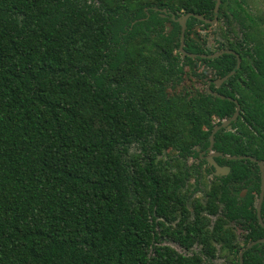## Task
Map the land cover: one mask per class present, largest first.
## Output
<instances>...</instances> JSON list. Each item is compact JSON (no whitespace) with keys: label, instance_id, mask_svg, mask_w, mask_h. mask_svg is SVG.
<instances>
[{"label":"trees","instance_id":"16d2710c","mask_svg":"<svg viewBox=\"0 0 264 264\" xmlns=\"http://www.w3.org/2000/svg\"><path fill=\"white\" fill-rule=\"evenodd\" d=\"M214 5L0 0V264H204L217 248L232 256L225 264H240L264 237L256 164L218 158L229 175L212 177L202 200L188 194L200 169L188 159L209 145L212 118L228 119L235 106L198 89L184 67L224 76L237 59L182 61L170 14L210 19ZM218 17V50L238 54L240 67L211 90L237 98L242 114L234 133L214 136V150L264 162V16L221 0ZM198 25L208 28L188 20L185 51L212 54ZM261 215L264 223V201ZM243 264H264V244L243 252Z\"/></svg>","mask_w":264,"mask_h":264},{"label":"flooded vegetation","instance_id":"af4514ba","mask_svg":"<svg viewBox=\"0 0 264 264\" xmlns=\"http://www.w3.org/2000/svg\"><path fill=\"white\" fill-rule=\"evenodd\" d=\"M215 5H216V0H215ZM215 5H214V9H213V16H212V18H210V19L204 18L203 16H200V15H195V14H193V13H188V14H185V15L180 16L179 18H176L175 15L170 14V20H171L172 22H175L176 24H178L176 20H178V19H180V18H182L183 16H186V15H193V16H190V17L187 19L186 24H187V22H188V20H189L190 18H193V19H196L197 21L201 22L203 25L208 26L207 29H205V28L203 29V27H202V26H199V25L197 26V30L199 31L198 33H199L200 36H202V37L205 39V41H206V38H205V37H206V34L209 33V32L211 31V29H212L214 26H217L218 24L221 23V21L219 20V17H218V16H219L220 5H221V0H220V4H219V8H218V11H217V16H216V18H215ZM165 12H166V11L163 10V15H161L163 18H164V17H167V15L165 14ZM196 16L201 17V18L203 19V21L197 19ZM205 21L212 22V23H207V22H205ZM186 24H185V31H186ZM178 25H179V24H178ZM221 25H222V23H221ZM179 26H180V25H179ZM166 27L168 28L169 31L171 30V24H170L169 22L166 23ZM180 28H181V27H180ZM222 29H223V30H222ZM221 30H222V31H221ZM224 30H225V29H224L223 27H221V29H220L221 33H220V36H219V43H221V37H222V35H223V32H225ZM180 35H181V30H180ZM184 38H185V32H184ZM206 44H207V43H206ZM218 45H219V44H218ZM179 46H180V43H179ZM207 47H208V46H207ZM208 49H209V48H208ZM183 51L186 52V53H188L187 51H185V48H184V47H183ZM212 52H213L212 54H208V55H206V54H193V55H196V56H197V57H195V58H201V57H199L200 55L210 56V55L219 54V53H222V55H233V56H235V58L237 59V61H236V65H235V70L230 71L228 74H225L224 76H219V75H216V73H213L212 71H210L205 65H203V64H201V63H193L192 66H191V68H189L188 66H185V67H184V71H185V72H190V71H192L193 73L196 74V73H198V71H199L198 68H201V70H202L203 72L210 74L209 78L205 79V81H204L205 88L200 89V90H204V89H206V90H207V94H208V90H210L212 93H215V94L221 96L222 99L219 98V97H217V96H213V95H210V94H208V95L213 96V97H215V98H218V99H220V100H227V101L233 103V105L235 106V108H234V112L232 113V115H231L228 119H219L218 117H213V118H212V130H211V133H210V135H209V137H208V139H209V145H208L205 149H203L202 147H200V146H198V145L195 146V147H196L195 150H196L198 156H197V159H194V158H193V160H196V161H197V164H195V163H192V164H194V165H200V167H201V165H205V172H206V171L209 172L207 169L210 170V172H209L208 174L210 175V178H211V180H212V177H216V178H218V177H225V176L229 175V173H230V167H229V166H226V165H219V164L215 161L216 159H218V158H221V159H222V158H223V159H225V160H227V161H236V160L243 161V160H248V161H250V162L256 164L257 167H258L259 174H260V190H261V173H260V169H259V166H258L257 162H261V163H263V166H264V162H263V161H261V160H257L256 158H254V157H252V156H229V155H224L223 153H221V152H217V151L214 150V136H215L219 131H221V130H226V131H228V132H232V133H234L235 130L232 129L231 124H232L233 122H235V121L240 117V114H242V110H241V106H240V104H239L238 101H237V98L228 97V96H225V95L219 94V93H217L216 91L214 92V91L211 90V87H212V86H213L214 89H216V90L222 88L223 86L226 87V82H227V80H228L229 78H231L232 76H234V75L236 74V71L239 70V67H240L239 55L236 54L234 51L227 49L226 47H224V48L218 50V46H217V48H216L214 51H212ZM177 53L180 54V58H181L182 61H183L185 58H190V57H188V56L183 57V56H182V53H181L180 50H179V47H178V51H177ZM188 54H191V53H188ZM222 55H220L219 57H221ZM219 57H218V58H219ZM195 58H191V59H195ZM201 59H206V58H201ZM214 59H217V58H214ZM207 60H211V59H207ZM224 78H227V79L224 80L223 82H220L218 85L215 84L216 82H219V81L223 80ZM237 110H238V113H237L236 118H235L234 120H231L232 117L236 114V111H237ZM226 121H230L229 124H228L227 126H225V127H221V125H222L224 122H226ZM216 128H219V129H218V131L213 135V146H212L211 151H209L208 148H209V146H210V136L212 135L213 131H214ZM203 131H204V132H207V129H204ZM212 153H217V154H220V155H221V156H219V157H215V158H213V160H214V162H215L219 167H227V168L229 169V172H228L227 175H225V176H215V175H214V172H215L214 168H213L211 165H209L208 162H207L206 159H205L208 155H210V154H212ZM226 157H234L235 159H233V160H228V159H226ZM191 159H192V158H189V159H188V161H187V164H188V165H192V164H189V163H188L189 160H191ZM251 159H255L257 162H253ZM204 162H205V163H204ZM211 180H210V181H211ZM210 181H209V182H210ZM209 184H210V183H209ZM260 190H259V194H260ZM243 192H245V193H244V196H241V194H242ZM246 193H247L246 190H242V191L240 192L239 195H240L241 198H244L245 195H246ZM259 194H258V197H257V199H256L255 206H254L255 211H256V204H257V201H258V199H259ZM263 201H264V197H263ZM262 204H263V202H262ZM261 211H262V206H261ZM256 218H257V212H256ZM261 219H262V224L258 221V218H257V221H258L259 225H260L262 228H264V223H263L262 215H261ZM235 230H236V236H241V235H242L241 232L238 231V229H235ZM237 232H238L239 234H237ZM241 237H242V236H241ZM261 239H264V237L261 238ZM261 239H259V240H261ZM259 240H256V241H253V242H257V241H259ZM253 242L247 244V246L250 245V244H252ZM237 243H238V242H237ZM242 243H243V238H242ZM238 244H239V243H238ZM263 244H264V242H263V243L256 244V245H263ZM239 245H240V244H239ZM256 245H254V246H256ZM247 246L244 248L243 251L241 250L242 252L240 253V255H242V262H243V252L248 251V250H250L251 248L254 247V246H252L250 249L246 250ZM240 247H243V245L240 246ZM195 248H196V247H195ZM193 249H194V248H193ZM240 255H239V263H240Z\"/></svg>","mask_w":264,"mask_h":264},{"label":"rangeland","instance_id":"374dc122","mask_svg":"<svg viewBox=\"0 0 264 264\" xmlns=\"http://www.w3.org/2000/svg\"><path fill=\"white\" fill-rule=\"evenodd\" d=\"M239 1H241V4L251 15L260 16V17L264 16V0H239ZM221 27L223 26L220 23L217 26H214L211 29V31L206 34V37H205L206 43L210 51H214L219 44V36H220L221 31L223 30L222 29L220 31ZM234 34H237V29H234ZM230 36H232V33H230ZM198 70H199L198 73H196L197 77H192L191 80L192 82H194L195 86L198 89H203L205 88L204 81L205 79L209 78L210 74L203 72L201 68H198ZM138 150L139 149L137 147H132L129 152L134 153V152H138ZM173 155L174 153L171 151L167 153L162 152V154L158 156L157 160H167L169 159L168 157H172ZM188 163L197 164V161L191 159L189 160ZM210 180H211L210 175L205 172V165H201L199 172L197 173L196 179L193 178L189 182L188 194L190 195L191 199L195 198V199L202 200L205 196V193L208 190ZM195 187H196V192L193 190V188ZM188 209L190 211L192 209L190 203L188 204ZM237 234L239 233L237 232ZM237 242L240 244V246L243 245L241 236H237ZM162 245H166V246L173 248L179 254H183V255L191 254V252H185L180 247H178L176 244L171 243L167 240H164ZM193 252L197 253V252H200V250L198 248H194ZM231 259H232V256H228L227 253L225 252H220L217 248L216 257L209 261L204 259L205 260L204 264H225L229 262V260Z\"/></svg>","mask_w":264,"mask_h":264},{"label":"water","instance_id":"95a60500","mask_svg":"<svg viewBox=\"0 0 264 264\" xmlns=\"http://www.w3.org/2000/svg\"><path fill=\"white\" fill-rule=\"evenodd\" d=\"M219 4H220V0H216V5H215V18L217 16V11H218V8H219ZM190 16H193V15H186V16H183L182 18L176 20L177 23L180 25L181 27V35H180V46H179V50L180 52L182 53V56L185 57V56H188L190 58H195L197 57L196 55H193V54H188L186 52L183 51V47H184V32H185V24H186V21L187 19L190 17ZM197 19L199 20H202L203 19L199 16H196ZM207 23H212V22H208V21H205ZM220 55H222V53H219V54H214V55H210V56H205V55H200L199 57L201 58H206V59H214V58H218ZM227 78H224L223 80L219 81V82H216L215 84H219L220 82H223L224 80H226ZM208 94L210 95H213V96H217L219 98L222 99L221 96L215 94V93H212L210 90H208ZM237 113H238V110L236 111V114L232 117L231 120H234L237 116ZM230 121H226L224 122L221 127H225L229 124ZM219 128H216L212 135L210 136V146L208 148L209 151H211L212 149V146H213V135L218 131ZM221 156L220 154H217V153H212L210 155H208L205 159L206 161L208 162L209 165H211L215 172H214V175L215 176H225L228 174L229 172V169L227 167H219L213 160V158L215 157H219ZM226 159L228 160H233L235 159L234 157H226ZM253 162H257L255 159H251ZM258 166H259V169H260V173H261V190H260V194H259V199L257 201V204H256V212H257V218H258V221L262 224V219H261V206H262V202H263V197H264V166H263V163L261 162H257ZM244 193L243 192L241 194V196H244ZM264 242V239H261L257 242H253L252 244L248 245L246 250L250 249L252 246L256 245V244H259V243H263ZM240 264H243L242 262V255H240Z\"/></svg>","mask_w":264,"mask_h":264}]
</instances>
